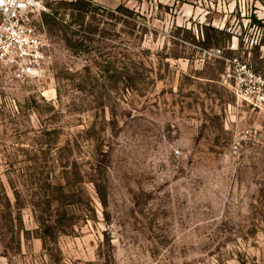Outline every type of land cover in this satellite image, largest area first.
<instances>
[{
    "label": "rangeland",
    "instance_id": "obj_1",
    "mask_svg": "<svg viewBox=\"0 0 264 264\" xmlns=\"http://www.w3.org/2000/svg\"><path fill=\"white\" fill-rule=\"evenodd\" d=\"M43 2L44 76L0 72V264H264V108L220 80L264 73V0Z\"/></svg>",
    "mask_w": 264,
    "mask_h": 264
},
{
    "label": "built area",
    "instance_id": "obj_2",
    "mask_svg": "<svg viewBox=\"0 0 264 264\" xmlns=\"http://www.w3.org/2000/svg\"><path fill=\"white\" fill-rule=\"evenodd\" d=\"M46 11L43 0H0V72L12 83L37 80L44 76L49 56L38 31V21ZM227 51H240L238 40L227 45ZM222 58L223 49L211 50ZM221 84L237 101L254 109L264 108V73L256 71L250 59L235 55L225 60ZM239 143L233 145L238 150Z\"/></svg>",
    "mask_w": 264,
    "mask_h": 264
},
{
    "label": "trees",
    "instance_id": "obj_3",
    "mask_svg": "<svg viewBox=\"0 0 264 264\" xmlns=\"http://www.w3.org/2000/svg\"><path fill=\"white\" fill-rule=\"evenodd\" d=\"M125 9L123 7H118L117 11H124ZM126 13H128V11L125 10ZM66 214L65 213H59L55 216V218H51V219H46V220H42V224H41V232H42V239L43 241L46 240V237L48 238V236L50 237V234L52 230H58L59 227L60 229L58 230V233H65L66 231L61 229L62 225H63V219L64 216ZM57 217V218H56Z\"/></svg>",
    "mask_w": 264,
    "mask_h": 264
},
{
    "label": "crops",
    "instance_id": "obj_4",
    "mask_svg": "<svg viewBox=\"0 0 264 264\" xmlns=\"http://www.w3.org/2000/svg\"><path fill=\"white\" fill-rule=\"evenodd\" d=\"M98 2L102 3V4H106V5H110L111 3L114 4V0H97Z\"/></svg>",
    "mask_w": 264,
    "mask_h": 264
}]
</instances>
